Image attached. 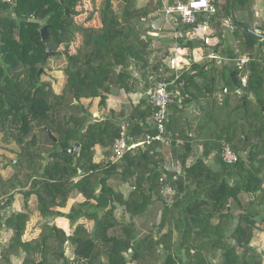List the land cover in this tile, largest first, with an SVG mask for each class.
<instances>
[{
	"label": "trees",
	"instance_id": "1",
	"mask_svg": "<svg viewBox=\"0 0 264 264\" xmlns=\"http://www.w3.org/2000/svg\"><path fill=\"white\" fill-rule=\"evenodd\" d=\"M251 5L252 0H226L222 11L216 5L213 16L230 18L232 33L244 37L243 46L250 50L259 38L245 30L232 10L245 7L251 13ZM154 8L151 1L136 0L0 2V147H17L14 171L0 179V188L26 187V211L0 220V228L3 224L12 231L0 248V264H173L174 259L211 264L208 256L216 250L221 253L219 264H264L249 247L258 222L251 208L256 192L264 203V64L255 59L248 64L252 100L237 92L239 81L234 86L229 76L231 94L237 97L234 106L230 96L218 97L224 65L220 68L217 60L193 62L191 71L177 79L181 103L193 101L202 111L194 128L202 147L199 155L187 133L183 108L173 103L165 123L169 148L155 142L126 151L114 162L108 157L94 161L96 145L107 148L110 156L121 128L114 111L96 118L82 100L98 98L103 109L112 88L147 91L174 76L166 62L173 40L154 48L148 35ZM42 25H47L45 43L39 32ZM176 28L187 35L193 25L178 23ZM218 36L210 46L212 52L234 58L236 54L223 49ZM178 43L180 49L190 46L182 39ZM47 47L66 58V80L59 92L37 76L46 64ZM233 70L237 72L234 65L229 72ZM151 111L144 98L132 108L130 138L154 133ZM223 142L238 154L235 163L221 159ZM75 143L76 159L65 151ZM169 153L180 165L176 179ZM191 156L194 159L188 163ZM163 173L166 178L160 181ZM112 179L124 188H115ZM165 185L174 190L169 203L162 193ZM75 193L85 199L69 209L67 215L75 225L66 234L52 223L61 214L53 208L65 206ZM31 194L44 221L36 238L23 241ZM242 194L250 200H242ZM158 201L162 209L157 223L140 236L134 218L148 213ZM81 217L94 221L91 231L77 222ZM66 244L73 247L71 258L65 255Z\"/></svg>",
	"mask_w": 264,
	"mask_h": 264
},
{
	"label": "crops",
	"instance_id": "2",
	"mask_svg": "<svg viewBox=\"0 0 264 264\" xmlns=\"http://www.w3.org/2000/svg\"><path fill=\"white\" fill-rule=\"evenodd\" d=\"M214 1L217 5V1L216 0H214ZM225 2H226V0H224L222 5H224ZM222 5H221V7H222ZM217 8H218V5H217ZM218 11H219V8H218ZM250 12L251 13H248V9L245 7L244 8H235L232 10L233 17L237 21L244 23L248 29H254V30H257L261 33H264V0H252ZM214 21L216 23L217 19H214ZM148 35L150 37H152L155 41L154 48H159L163 44L169 43L170 38H171V34L168 32L164 33L163 35H161L159 37H154L149 33H148ZM221 39L223 41L222 48L227 49L229 52H231V51L233 52L232 47H233L234 43L236 41L239 42L238 46H239V52L240 53L237 56H247L249 58V61L246 63V66H245L247 76H249V74H250L249 73L250 70L248 68V64H249L250 60L255 59L261 65L264 64V42L262 39H260V38L257 39L251 50L246 49L243 46V42L245 39L241 35L233 34L232 32H227V33H225V35L222 36ZM156 43H159V45H156ZM189 45L190 46L188 47V49L192 52L193 57H197L200 55H207L208 53L212 52V48L210 46H204L203 44H201V40L199 38L196 40L190 41ZM218 55H220V54H218ZM230 59L231 58L226 57V56L225 57L220 56L219 61L217 60V63L219 65V67L222 68L223 65L225 67L224 61H226V60L230 61ZM231 62L233 63V61H231ZM238 72L239 71H237V73ZM62 73H63V70H62ZM230 73L231 72H229V76H230ZM63 75H64V73H63ZM236 78L239 81L237 74H236ZM65 80H66V76L64 75L63 85L65 83ZM228 82L230 83V81H227L225 79V77H223L222 86L223 87L225 86L228 89V93L225 95L230 96L229 104H230V106H234V104L236 103L235 99L237 97L234 94H231V92L234 90H233V88L232 89L230 88V86L228 85ZM248 83H249V81L247 79V86H248ZM239 86H240V83H239ZM247 86H246V88H241V86H240L239 88H237V89H239V90H237V92L242 93V90L247 89ZM148 91H149V89L147 91H145V90H142L139 88L135 92L125 93L122 89L112 88L111 92L109 93L107 100H106V107L103 109H99V105H98L99 99L98 98L86 99V100H82V101H83V104L85 105V107L88 108V110L90 111V113L93 114L94 117L98 118V116L102 113L108 114L109 111H114L115 118H118L117 120L119 121V124H122L123 122H128L132 108L136 104H138L143 98L146 101ZM247 91H248V89H247ZM248 92H250V91H248ZM219 93L220 92H218V97L222 100L225 97V95L220 96ZM233 95H234V97H233ZM250 95H251V99H252L253 94L251 93ZM181 107L183 108L184 122H185V127L187 128V133H188V135L193 137L192 141L195 145V152L197 155H199L201 153L202 147L196 138V133L194 132V128L196 127L197 120H198L199 116L201 115L202 111L198 109L197 105L193 101L188 103V104L187 103H185V104L181 103ZM93 108H96V109L93 110ZM190 126H191L192 130L189 129ZM14 147H15L14 144H10L7 146V149L0 151V154H1V156H0V179L9 178L14 171L13 165L6 164V160H9L10 163H12V164L15 162V161L12 162V160L14 158L16 159V157L12 156L13 153L15 152ZM95 151H96L95 156H94L95 162L103 161L107 157H108L107 158V160H108L111 157V154H110V156H107V154H106V152L108 153L109 150L107 148L101 147L100 145L95 146ZM14 154L17 156L16 153H14ZM193 159H194V156H191L188 158L187 162L190 163L191 161H193ZM178 167H179V169H178ZM178 167H177V169L180 171L179 172V174H180L181 170H180L179 162H178ZM110 181L116 182L113 184L115 188H119V189L124 188V184L119 185L120 183L116 180H113V179ZM24 189H26V187L25 188H16V189L9 190V191L6 189L0 188V220L2 222L11 213L26 211L25 197L23 194ZM260 195H261L260 192H256L255 193L256 197L255 196H254L255 198L253 197V199H255V202L251 204V208L254 211V215L256 216V219L258 222L256 223L257 228L254 232V236H253L252 240L250 241L249 247L252 251L259 254L262 257V262H264V223L260 222L261 219L264 217V203H263V198H261ZM9 196H11L12 199L6 202V199ZM172 196L173 195H171V196L164 195V200L166 202H168V201L170 202L172 199ZM240 198L242 200H250V198L248 197L247 194H242L240 196ZM84 199L85 198L83 197L82 194H76V193L71 194L69 196V198L67 199L65 206L53 208L55 210L60 211L61 214H60V216L54 217L52 220V223H54L55 226L60 227L66 234H69L75 225V223H72L70 221V218L67 215L69 212V209L72 206L77 207L79 205V203L84 201ZM253 199L251 201H253ZM27 206H28V209L30 210V216H29V219L26 223L24 234L22 235V238H21L23 241H27V240L36 238L40 232V223H42V221H44L43 216L41 215L40 211L37 208L36 196L34 194H31L27 198ZM160 207H162V203H161V201H158V202H156L155 205L150 207L147 214H151L152 212L158 210ZM237 212H238V209L235 207L233 214L236 215ZM142 216H145V215H142ZM142 216H138V217L134 218L135 225H136L137 229L140 228L141 223L143 222V221L142 222L137 221V219H139V217H142ZM77 222L83 223L84 226L89 231L94 226V221L92 219H88L85 217L79 218V220ZM139 222H141V223L139 224ZM11 235H12V231L2 224V227L0 228V248L7 244ZM68 245L71 247V251H73L72 245H70V244H68ZM208 258H209L211 264H219L221 262L220 250H216L213 254H210L208 256ZM14 261H17V260H14Z\"/></svg>",
	"mask_w": 264,
	"mask_h": 264
},
{
	"label": "built area",
	"instance_id": "3",
	"mask_svg": "<svg viewBox=\"0 0 264 264\" xmlns=\"http://www.w3.org/2000/svg\"><path fill=\"white\" fill-rule=\"evenodd\" d=\"M139 2L151 1L155 8L149 14V34L154 37H159L168 32L171 34V40H173V46L170 49V55L167 57V66L170 74H173V78L170 81H158L154 84L152 89L147 93V103L151 107V123L154 127V133H146L140 139L134 140L127 135L128 122L120 124L121 133L116 138L111 146V161L118 160L124 152L132 151L141 146L151 145L155 142L162 143L166 147H170V138L165 131V123L167 121L168 108L171 104L176 103L181 107V97L177 79L180 75L186 71H191L193 62H199L204 60H217L219 55L211 52L207 55H200L193 57L192 52L185 47L180 49L179 39L184 42L200 39L201 44L211 46L219 41V34L225 35L227 32H233L234 25L230 18L224 17L217 19L215 23L213 16L216 13V4L214 0H136ZM2 3L13 4L15 0H0ZM158 18L162 22L158 23ZM193 25L191 31L188 34L178 30L177 24ZM239 42L236 41L232 47L233 53L236 54L233 61L234 66L237 68V77L241 88L247 86V72L245 70L246 63L249 61L247 56L239 55ZM173 87V88H172ZM239 90V89H237ZM228 93L227 87H222L219 95H225ZM170 152V151H169ZM221 159L228 164L235 163L238 160V154L235 153L228 143L223 142L220 149ZM167 159H170V167L174 172L173 178L179 174L178 162L171 159L170 153ZM178 167V169H177ZM166 178V174L163 173L160 181ZM163 195L174 194V190L171 186L165 185L163 187ZM157 252H161L158 249ZM193 250H191V253ZM173 264H183L178 259H174Z\"/></svg>",
	"mask_w": 264,
	"mask_h": 264
},
{
	"label": "rangeland",
	"instance_id": "4",
	"mask_svg": "<svg viewBox=\"0 0 264 264\" xmlns=\"http://www.w3.org/2000/svg\"><path fill=\"white\" fill-rule=\"evenodd\" d=\"M217 1V5L219 8V11H222L221 9V5L223 4L224 0H216ZM114 5H116V3H114ZM158 23H162L160 21V19L158 18ZM156 45H159V43H156ZM159 47V46H158ZM225 67L222 69L223 72V76L225 77V79L227 81L229 78V70L231 69V66H233L234 64L231 62V60H226L224 61ZM66 65V58L63 54H58V55H53L47 58L46 60V64L43 67V72L40 74V77L42 80H48L51 82L53 89L56 92H59L63 86V81H64V75L62 73L63 68ZM228 85L230 86L229 82ZM233 87V86H232ZM232 87L230 86V88L232 89ZM243 94L246 95L247 99H251V93L247 91V89H243ZM234 97V95H233ZM232 97V98H233ZM237 100V99H235ZM96 108H93V110H95ZM97 111V110H96ZM95 111V112H96ZM94 112V113H95ZM4 150L2 147H0V151ZM14 150L16 153L17 152V147H14ZM13 153V157H16V155ZM1 156V154H0ZM15 159V158H14ZM6 164L8 165H12V163H10L9 160H6ZM112 184L116 183L115 181H110ZM172 194H169L167 196H171ZM169 202V201H168ZM162 207H160L158 210L152 212L151 214H145V216L139 217V219H137V221H143L142 223L139 222V224L141 223V226L139 229H137L136 225V230L138 231V234L140 236L146 234L149 230L152 229V227L157 223L158 219H159V215L161 212ZM93 228V227H92ZM92 230V229H91ZM90 230V231H91ZM71 245V244H70ZM65 255L67 257H72V251H71V247L66 244V249H65ZM16 261H14L15 263ZM56 264H61L60 262L56 263Z\"/></svg>",
	"mask_w": 264,
	"mask_h": 264
},
{
	"label": "water",
	"instance_id": "5",
	"mask_svg": "<svg viewBox=\"0 0 264 264\" xmlns=\"http://www.w3.org/2000/svg\"><path fill=\"white\" fill-rule=\"evenodd\" d=\"M30 20L34 21L33 18H31ZM40 24H43V21H39ZM245 30L251 34H254L255 36H257L258 38L262 39L263 42H264V33H261L257 30H254V29H248V28H245ZM39 32H40V37H41V40L43 43L46 42V39L48 37V31H47V25H42L39 29ZM55 53L52 52L48 47L45 49V59L50 57V56H53ZM219 61V59H217ZM43 72V69L40 68L39 71H38V74L37 76L39 77L40 74ZM236 74L237 72L234 70L230 73V77L232 78V81L234 83V86H236ZM43 129H46V127H43ZM34 134V133H32ZM79 148V144L78 143H75L74 145H72L71 147H69L68 149H66L65 151L68 152V153H71L73 158L76 159L77 157V150ZM15 160L13 159L12 162H14ZM123 218V216H122Z\"/></svg>",
	"mask_w": 264,
	"mask_h": 264
}]
</instances>
